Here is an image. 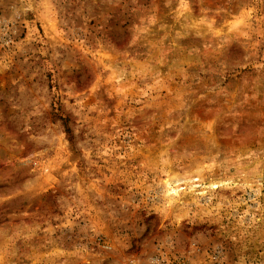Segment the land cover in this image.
<instances>
[{"label": "rangeland", "instance_id": "obj_1", "mask_svg": "<svg viewBox=\"0 0 264 264\" xmlns=\"http://www.w3.org/2000/svg\"><path fill=\"white\" fill-rule=\"evenodd\" d=\"M0 264H264V0H0Z\"/></svg>", "mask_w": 264, "mask_h": 264}, {"label": "trees", "instance_id": "obj_2", "mask_svg": "<svg viewBox=\"0 0 264 264\" xmlns=\"http://www.w3.org/2000/svg\"><path fill=\"white\" fill-rule=\"evenodd\" d=\"M66 132L69 134L70 140H72L71 130L68 127H66Z\"/></svg>", "mask_w": 264, "mask_h": 264}, {"label": "built area", "instance_id": "obj_3", "mask_svg": "<svg viewBox=\"0 0 264 264\" xmlns=\"http://www.w3.org/2000/svg\"><path fill=\"white\" fill-rule=\"evenodd\" d=\"M157 262H161V259L160 258H157Z\"/></svg>", "mask_w": 264, "mask_h": 264}]
</instances>
